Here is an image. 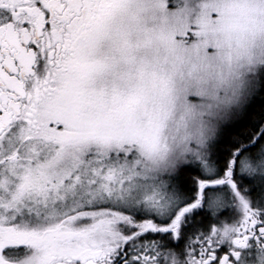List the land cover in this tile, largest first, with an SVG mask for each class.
Masks as SVG:
<instances>
[{
    "label": "snow or ice",
    "instance_id": "obj_1",
    "mask_svg": "<svg viewBox=\"0 0 264 264\" xmlns=\"http://www.w3.org/2000/svg\"><path fill=\"white\" fill-rule=\"evenodd\" d=\"M0 264H264V0H0Z\"/></svg>",
    "mask_w": 264,
    "mask_h": 264
}]
</instances>
